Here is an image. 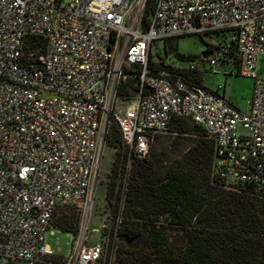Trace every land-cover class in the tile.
Returning a JSON list of instances; mask_svg holds the SVG:
<instances>
[{
  "label": "built area",
  "instance_id": "built-area-1",
  "mask_svg": "<svg viewBox=\"0 0 264 264\" xmlns=\"http://www.w3.org/2000/svg\"><path fill=\"white\" fill-rule=\"evenodd\" d=\"M145 2L0 0V264L50 263L44 234L66 202L79 206L80 222L59 264H113L104 240L86 238L110 117L128 158L145 157L172 117H187L213 139L218 179L264 188V75L256 72L260 64L264 74V0H155L143 28ZM224 29L233 43L203 58L210 66L237 58V73L253 79L244 110L220 87L149 69L153 41ZM30 35L45 40L43 50L29 47ZM128 78L138 90L123 100ZM93 232L108 238L110 224Z\"/></svg>",
  "mask_w": 264,
  "mask_h": 264
},
{
  "label": "trees",
  "instance_id": "trees-1",
  "mask_svg": "<svg viewBox=\"0 0 264 264\" xmlns=\"http://www.w3.org/2000/svg\"><path fill=\"white\" fill-rule=\"evenodd\" d=\"M154 2H145L143 28ZM226 31L229 30L199 34L222 35L217 43L208 44L202 60L215 44L233 43L229 39L232 33L226 35ZM27 38L31 49L43 50L42 37ZM155 57L160 61H154L150 51V70L165 67L173 74L201 83L198 69L166 65L159 55ZM231 58L237 68V58ZM137 90L135 78H128L119 86L118 93L128 100ZM109 119L103 144L114 150L113 175L106 182L105 192L110 210L108 248L112 249L114 237L118 242L113 264H264V188L230 185L218 179L213 169V139L203 127L187 117H172L166 131L174 138L184 137L187 144L178 158L166 164L164 156L155 151L158 133L145 157L128 158L119 127ZM171 143L174 145L175 140ZM79 222L80 208L76 203H58L50 226L75 236ZM62 258L63 255L54 253L46 264H59Z\"/></svg>",
  "mask_w": 264,
  "mask_h": 264
},
{
  "label": "rangeland",
  "instance_id": "rangeland-1",
  "mask_svg": "<svg viewBox=\"0 0 264 264\" xmlns=\"http://www.w3.org/2000/svg\"><path fill=\"white\" fill-rule=\"evenodd\" d=\"M230 34L229 31L225 32ZM222 35L216 33L186 34L178 36L169 42L163 40H155L151 44V54L153 58L159 55L163 58L166 65L174 67H188L189 63L193 62L198 67L201 73V83L205 87L218 89L224 97L228 99L238 109H245V102L251 96L253 79L237 73L236 64L233 58H227L224 61H218L215 65L210 66L207 60H202L200 57L206 50L209 43H217L221 40ZM168 45L170 47H168ZM189 57L188 59L183 57ZM196 57V58H195ZM258 75H264L260 64L256 68ZM126 104L123 102V105ZM159 137L155 142V151L168 164L179 157L178 154L183 152L187 140L184 137L174 138L168 131L158 133ZM175 140L173 145L171 141ZM154 144V143H153ZM178 155V156H177ZM114 157L113 148L106 144L101 145V158L98 170L95 174L94 185L92 190V202L89 211L86 238L88 241L100 239L104 240V245L109 250L107 243L109 237L103 239L93 232V229L98 228L101 223L108 226L110 224L109 208L106 204L105 192L106 182L112 178L113 170L111 168L112 159ZM50 230L53 233H50ZM106 234V233H105ZM111 252L114 256L117 247V239L114 237ZM75 241L71 233L59 231L56 228H49L44 234V242L52 248V250L63 256L70 253L72 244ZM18 264H24L23 262Z\"/></svg>",
  "mask_w": 264,
  "mask_h": 264
},
{
  "label": "crops",
  "instance_id": "crops-1",
  "mask_svg": "<svg viewBox=\"0 0 264 264\" xmlns=\"http://www.w3.org/2000/svg\"><path fill=\"white\" fill-rule=\"evenodd\" d=\"M223 94V93H222ZM224 95V94H223Z\"/></svg>",
  "mask_w": 264,
  "mask_h": 264
}]
</instances>
